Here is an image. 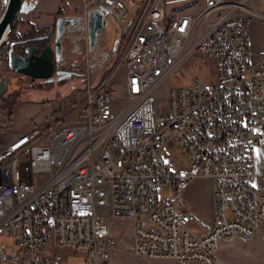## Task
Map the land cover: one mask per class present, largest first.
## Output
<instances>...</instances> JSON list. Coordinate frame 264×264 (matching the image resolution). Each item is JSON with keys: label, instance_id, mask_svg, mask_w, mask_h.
<instances>
[{"label": "built area", "instance_id": "built-area-1", "mask_svg": "<svg viewBox=\"0 0 264 264\" xmlns=\"http://www.w3.org/2000/svg\"><path fill=\"white\" fill-rule=\"evenodd\" d=\"M202 2L198 14L169 19L164 0L85 1L65 26L54 63L55 71L81 67L86 78L71 125L11 135L0 110V264H64L55 252L61 248L100 264L127 245L140 259L216 264L221 241L264 239V175L255 172L264 55L252 58L247 19L234 16L243 3ZM99 7L107 12L99 39L111 19L125 46L112 65L99 40L89 51L88 14ZM203 22L207 31L192 41ZM190 59L211 61L215 80L167 92L159 118L157 92ZM120 68L123 92L115 81ZM171 142L187 169L164 151ZM197 179L211 185L213 222L201 235L191 230L194 210L180 206Z\"/></svg>", "mask_w": 264, "mask_h": 264}, {"label": "rangeland", "instance_id": "rangeland-1", "mask_svg": "<svg viewBox=\"0 0 264 264\" xmlns=\"http://www.w3.org/2000/svg\"><path fill=\"white\" fill-rule=\"evenodd\" d=\"M87 1V0H86ZM256 1V0H255ZM84 0H40L42 9L27 16H19L15 24V33L19 38H26L28 34L27 28L35 27L36 34L51 32L49 26L52 22V12L64 13L66 15L76 16L80 13L84 5ZM5 6L0 5V14ZM47 6L46 8H44ZM246 7L259 10L257 5H252L251 2L246 4ZM174 8H167V14L171 13ZM130 13L134 11L129 8ZM173 15L180 13L173 12ZM174 15V16H175ZM212 15L209 21L213 20ZM203 22L199 31L203 30ZM247 28L250 40V53L252 37L258 41L260 35L264 34V21L253 17L247 19ZM35 31V32H36ZM260 34V35H259ZM119 28L115 22L109 19L108 28L104 30L99 39V50L108 51L112 54L110 64H114L125 48L124 42H119ZM64 44V48H65ZM6 49V48H5ZM252 55V53H251ZM6 55L2 58L4 60ZM83 61V60H82ZM81 61V63H82ZM6 62V61H5ZM212 62L199 63L196 59H190L188 62L181 64L167 79V81L157 92L155 102L159 118H162L167 105L166 94L171 90H176L192 84L195 80L203 82H212L215 80V74L212 69ZM4 77L6 79L7 91L14 95L10 101H5V96L0 99V110H5L8 107L12 112L10 118V127L5 133L11 130L14 126L17 131H26L34 126H49V131L60 130L62 127L71 125L72 108L81 102L84 96L86 78L81 67L75 73L77 77H72L58 83H45L41 80L31 82L28 78L14 74L8 71L6 64L3 67ZM125 75L124 68H120L115 74L120 92H123V78ZM43 91L41 97H37L36 92ZM52 92V99L49 98ZM49 96H48V95ZM6 95V94H5ZM43 98V99H42ZM48 101V102H46ZM70 115H68L69 112ZM163 146L161 149H165ZM168 150H164L166 154L173 157V161L177 164L181 163L182 169H187L185 157L181 155V149L174 143L168 144ZM165 154V155H166ZM255 172L256 175H264V138L260 147L255 151ZM189 194V196H188ZM211 185L206 179H197L193 181L189 189L183 195V201L180 203L182 207H190L196 214V221L192 224L191 230L199 234L210 228L213 222L210 203ZM125 228L124 239L131 243L130 226L128 223L122 224ZM55 252L64 257V264H84L83 256L72 248L56 249ZM216 264H264V239H244L230 238L220 242L219 250L214 254ZM100 264H175L173 261H154L140 259L136 257L130 247L127 245L119 248L113 256Z\"/></svg>", "mask_w": 264, "mask_h": 264}, {"label": "water", "instance_id": "water-1", "mask_svg": "<svg viewBox=\"0 0 264 264\" xmlns=\"http://www.w3.org/2000/svg\"><path fill=\"white\" fill-rule=\"evenodd\" d=\"M40 0H5V6L0 14V51H6V67L9 72L28 77L31 81L44 80L55 84L63 80L78 77L73 71H55L54 63L59 61L62 49L61 35L65 26H73L75 17H59L56 21L54 46H28L24 54L14 53L15 46L39 44L47 41L48 37H35L18 42H11L16 20L19 16H27L38 10ZM107 12L101 7L88 14V45L89 51L94 52L102 29V16ZM7 84L4 73L0 71V99L6 94Z\"/></svg>", "mask_w": 264, "mask_h": 264}, {"label": "crops", "instance_id": "crops-1", "mask_svg": "<svg viewBox=\"0 0 264 264\" xmlns=\"http://www.w3.org/2000/svg\"><path fill=\"white\" fill-rule=\"evenodd\" d=\"M86 0H84L85 2ZM165 2V13H166V16L167 18L171 19L177 15H173L172 13L173 12H177V13H180L178 15H183V14H188V15H196L198 14L201 9H202V5H203V2L202 0H164ZM228 2L230 3H243L244 5V10L242 11H239L237 12L234 16L235 17H245L246 19L248 18H253V17H256V18H259L260 20L264 21V0H228ZM248 2H251L252 5H257L258 8H260V11L259 10H255V9H251L249 7H246V4ZM171 7V8H174V10L167 14V8L168 7ZM47 6H45L44 8H46ZM43 7L40 5L38 10L42 9ZM37 10V11H38ZM81 11V10H80ZM31 15V14H30ZM29 16V15H28ZM213 19H214V16H213ZM202 24V23H201ZM200 24V25H201ZM199 25V27H200ZM204 26L203 27V30L202 31H199V27L197 28V30L195 31V33L193 34L192 36V41H196L198 40L199 38H201V36L207 31L208 29V26L206 23H204ZM36 28L35 27H29L27 28L28 30V34H36L38 31L35 30ZM36 31V32H35ZM16 31H14V34L16 35L15 33ZM13 34V35H14ZM260 35V34H259ZM258 38V37H257ZM257 38L255 39L254 37H252V41H251V53H252V58L255 59V58H258V57H261L262 55H264V34L263 35H260L259 39L257 42H255L257 40ZM251 40V39H250ZM40 93L36 92V95L37 97H41V93H45L43 91H39ZM48 95V94H47ZM49 96V95H48ZM50 99H52V92H51V95L49 96ZM43 99V98H42ZM48 102V101H46ZM45 128H49V126L45 127ZM30 130V129H29ZM29 130H24V131H17V129L14 127V126H11V130L8 132L9 134H21V133H26L28 132ZM190 186V185H189ZM189 186L188 188L184 191L183 195L185 194V192L189 189ZM189 196V194H188ZM210 203H211V212H212V200H211V194H210ZM211 227V226H210ZM208 230V229H207ZM206 230V231H207ZM206 231L204 232H201L199 234H196V235H201L203 233H205Z\"/></svg>", "mask_w": 264, "mask_h": 264}, {"label": "flooded vegetation", "instance_id": "flooded-vegetation-1", "mask_svg": "<svg viewBox=\"0 0 264 264\" xmlns=\"http://www.w3.org/2000/svg\"><path fill=\"white\" fill-rule=\"evenodd\" d=\"M59 17H72L71 15H66L64 13H57L56 11H53L52 12V22H51V25L49 26V28H51V32L49 33L48 31H44L42 33H39V34H30L28 35L26 38H19L17 37L15 34L13 35L12 37V40L11 42H18V41H22V40H26V39H30V38H35V37H48V40L47 41H43V42H40L39 44H31V45H21V46H15L14 47V53L16 54H24V50L26 47L28 46H32V45H38L39 47H42V46H46V45H51V46H54V36H55V30H56V21ZM9 47L6 48V51ZM28 78V77H26ZM30 81L31 79L28 78ZM43 82L46 83V81L44 80H41ZM31 82H34V81H31Z\"/></svg>", "mask_w": 264, "mask_h": 264}, {"label": "trees", "instance_id": "trees-1", "mask_svg": "<svg viewBox=\"0 0 264 264\" xmlns=\"http://www.w3.org/2000/svg\"><path fill=\"white\" fill-rule=\"evenodd\" d=\"M0 5L1 6L3 5V0H0ZM5 55H6V49H2L0 51V57H4ZM13 95H14L13 93L12 94L11 93L9 94V92L6 93V95H4L5 96V98H4L5 101L6 102L10 101V98H12ZM5 111L7 112L8 115H10V117L12 116V112L9 109V104H8V107L7 108L5 107Z\"/></svg>", "mask_w": 264, "mask_h": 264}]
</instances>
